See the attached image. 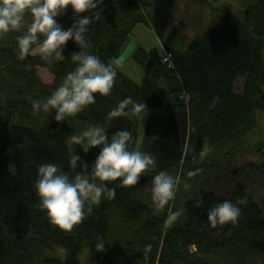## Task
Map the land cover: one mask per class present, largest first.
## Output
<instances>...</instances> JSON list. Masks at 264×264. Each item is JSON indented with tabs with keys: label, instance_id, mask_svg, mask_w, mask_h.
Listing matches in <instances>:
<instances>
[{
	"label": "trees",
	"instance_id": "16d2710c",
	"mask_svg": "<svg viewBox=\"0 0 264 264\" xmlns=\"http://www.w3.org/2000/svg\"><path fill=\"white\" fill-rule=\"evenodd\" d=\"M179 1L104 0L101 18L90 26L91 47L85 51L105 64L113 63L135 24L150 20L148 6L163 8ZM197 1L207 4L221 21L187 41L156 32L161 54L155 47L133 45L129 54L145 66L141 82L117 68L111 95L96 94L95 104L62 122L55 121V110L34 114L31 101L46 100L75 70L71 55L80 51L79 46L69 40L63 58L49 63L36 51L19 59L21 33L0 38V264H264V213L243 185L237 184L229 195L201 189L181 207H171L172 211L186 209L181 222L172 225L166 223L169 212L155 213L138 194L160 171H173L174 166L182 176L229 161L238 152L255 151L264 158V140H247L264 122V0H236L233 9L225 8V1ZM78 18L69 6L56 20L67 30ZM25 20L26 30L32 22L30 13L26 12ZM35 65L51 71L53 80L42 81ZM126 97L146 107L163 106L164 116L146 121L140 141V117L113 119L108 124L109 140L118 131H130V150L151 153L156 166L135 186L120 187L119 180L104 182L116 188L115 199L102 200L82 224L66 233L51 224L40 207L35 189L38 168L54 163L74 178L80 166H70L72 149L90 172L100 148L84 153L67 141L90 125H105L108 113ZM204 142L212 152L201 160ZM216 152H223V159H215ZM259 165L264 160L256 162ZM233 168L236 175L246 170ZM245 197L237 225L210 226L208 209ZM201 198L203 203L197 207ZM98 236L105 241L103 252L96 251ZM149 243L152 250L145 262L144 248ZM82 249L88 261L79 258Z\"/></svg>",
	"mask_w": 264,
	"mask_h": 264
},
{
	"label": "clouds",
	"instance_id": "9594fccd",
	"mask_svg": "<svg viewBox=\"0 0 264 264\" xmlns=\"http://www.w3.org/2000/svg\"><path fill=\"white\" fill-rule=\"evenodd\" d=\"M103 3L104 0H0V38L10 32L21 33L17 36L19 59L23 60L31 51H36L52 63L63 58L62 53L69 40H73L80 48L79 52L71 55L72 62L76 64L75 70L66 74L62 84L46 100L31 101L34 114L55 110V121L62 122L69 117L75 118L88 106L95 104L96 94L111 95L118 75L116 66L123 64L124 57L120 56L113 63L105 64L96 55L85 51L91 47L88 38L90 26L101 18ZM69 6L80 18L64 30L56 17L62 15ZM26 12L31 14L32 22L25 30L23 22ZM87 13L92 15H80ZM146 109L144 102H135L132 97H126L108 113L105 125H90L81 134L70 136L67 143L80 146L84 153L92 148H100L90 172L87 163L81 162V157L72 149L70 166L73 169L80 166L74 178H70L54 163L39 166L35 189L40 198V207L47 212L51 224L71 233L92 214L94 206H99L102 200L115 199L116 188L108 187L104 182L119 180L120 187L135 186L143 175L155 168L156 159L151 153L130 150L129 144L133 143L130 131H118L110 140L108 137V124L113 119L139 118ZM155 139L158 137L152 138ZM211 152L212 148L204 142L200 150L201 160ZM200 171H189L187 175L195 177ZM95 180L102 183L98 184ZM179 184L180 178L167 171H160L153 177L151 191L156 209L163 210L175 200ZM189 187V184H184L185 190ZM202 203L201 198L196 201V206ZM246 203V197L235 202L225 200L208 209L210 226L215 228L228 223L237 225L242 214L240 205ZM168 211L166 223L172 225L181 222L186 209L172 211L169 208ZM95 247L97 252L106 250L102 237H97ZM151 250L152 245L149 243L144 248L145 262L149 260Z\"/></svg>",
	"mask_w": 264,
	"mask_h": 264
},
{
	"label": "rangeland",
	"instance_id": "374dc122",
	"mask_svg": "<svg viewBox=\"0 0 264 264\" xmlns=\"http://www.w3.org/2000/svg\"><path fill=\"white\" fill-rule=\"evenodd\" d=\"M224 1L226 2L225 8L227 9H233L238 5L236 0H220L222 3ZM146 11L150 20L148 22L136 23L132 28L121 52V56L124 57V62L122 65L116 66L123 74L136 83L141 82L142 75L145 72V66L137 62L129 54L133 45H139L145 49L155 47L161 54L163 47L156 32L161 31L166 37L172 34L176 38H185L187 41L208 26L220 21L219 17L206 4L203 2L200 3L197 0H180L177 3L174 2L163 8L148 6ZM23 23H26V20ZM34 69L42 81L49 83L53 80L54 75L46 67L35 65ZM173 97L174 95H170L168 98ZM146 108L139 120V141L142 139L146 121L152 117L161 118L164 116L163 106ZM262 123L264 122L261 120L260 125L252 135H248L247 140L250 143L264 140V124ZM252 137L253 140L251 139ZM213 157L217 160L223 159V152L221 154L216 152L213 154ZM260 160L262 161L264 158L255 151L238 152L229 161L223 162L222 160L221 164L212 168H202V171L198 175L191 178L185 172L182 176H179V172H177L178 167L174 166V172L172 170L167 172L174 177L178 176L180 178V184L175 200L170 202L163 210L156 209L153 203L151 191L153 180L139 189L138 194L152 206L155 213H163L164 211L168 213L169 208L181 207L187 199L198 194L201 189L212 191L219 195H229L234 191L237 184H241L259 205L262 213H264V165L255 166L256 162ZM249 164L254 166H249ZM242 166L246 167V170H240ZM233 167L240 170L237 175L233 174ZM185 183L190 185L187 190L184 189ZM79 258L82 261H84L83 259H87L88 261L89 255L85 249L81 250Z\"/></svg>",
	"mask_w": 264,
	"mask_h": 264
},
{
	"label": "bare ground",
	"instance_id": "6f19581e",
	"mask_svg": "<svg viewBox=\"0 0 264 264\" xmlns=\"http://www.w3.org/2000/svg\"><path fill=\"white\" fill-rule=\"evenodd\" d=\"M201 3V2H200ZM205 4V3H204ZM207 5V4H206ZM208 6V5H207ZM209 7V6H208ZM210 8V7H209ZM211 9V8H210ZM211 11H212V9H211ZM217 16V15H216ZM217 17H219V16H217ZM219 19H220V21H221V18L219 17ZM219 21V22H220ZM211 26V25H210ZM165 57H167V59L166 60H168V59H170V54L169 53H166L165 55H164V59H165ZM253 140V139H252ZM264 217V216H263ZM193 247V246H192ZM193 249H194V247H193Z\"/></svg>",
	"mask_w": 264,
	"mask_h": 264
},
{
	"label": "built area",
	"instance_id": "2783aa9c",
	"mask_svg": "<svg viewBox=\"0 0 264 264\" xmlns=\"http://www.w3.org/2000/svg\"><path fill=\"white\" fill-rule=\"evenodd\" d=\"M165 59H167V57H165Z\"/></svg>",
	"mask_w": 264,
	"mask_h": 264
}]
</instances>
